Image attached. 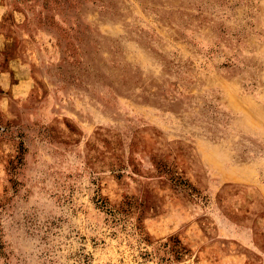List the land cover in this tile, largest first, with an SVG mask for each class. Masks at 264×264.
I'll use <instances>...</instances> for the list:
<instances>
[{
	"label": "rangeland",
	"instance_id": "374dc122",
	"mask_svg": "<svg viewBox=\"0 0 264 264\" xmlns=\"http://www.w3.org/2000/svg\"><path fill=\"white\" fill-rule=\"evenodd\" d=\"M0 264H264V0H0Z\"/></svg>",
	"mask_w": 264,
	"mask_h": 264
}]
</instances>
